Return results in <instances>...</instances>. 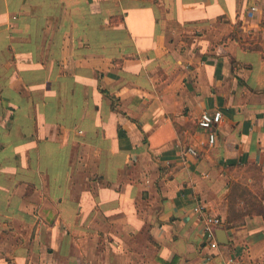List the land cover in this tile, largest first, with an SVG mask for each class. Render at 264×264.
I'll return each mask as SVG.
<instances>
[{"label":"crops","instance_id":"crops-1","mask_svg":"<svg viewBox=\"0 0 264 264\" xmlns=\"http://www.w3.org/2000/svg\"><path fill=\"white\" fill-rule=\"evenodd\" d=\"M230 257L264 264V0H0V264Z\"/></svg>","mask_w":264,"mask_h":264},{"label":"built area","instance_id":"built-area-1","mask_svg":"<svg viewBox=\"0 0 264 264\" xmlns=\"http://www.w3.org/2000/svg\"><path fill=\"white\" fill-rule=\"evenodd\" d=\"M223 119V115L221 111L215 112H203L199 118L198 126L208 132L209 136V145H213L215 143L216 137L214 133V128L217 127ZM189 154L194 156L197 155L196 151L192 148H189L187 151ZM199 214L202 216V220L204 223V235L205 240L208 245L211 247H215L218 243L216 241V227L221 225V220L219 218L212 217L208 215L205 211H201L200 209H196ZM227 264H246L234 257H230L228 259Z\"/></svg>","mask_w":264,"mask_h":264},{"label":"water","instance_id":"water-1","mask_svg":"<svg viewBox=\"0 0 264 264\" xmlns=\"http://www.w3.org/2000/svg\"><path fill=\"white\" fill-rule=\"evenodd\" d=\"M45 210H46V215H44V216H48V217L45 218V217L43 216V218H44L47 222H52L53 219L55 218V216L57 215V211H55V210L53 209V207H51L50 205H46ZM221 231H222L223 234H225V233H224V230L221 229ZM222 233H221V234H222ZM219 242L222 243V244H225V240H219Z\"/></svg>","mask_w":264,"mask_h":264},{"label":"rangeland","instance_id":"rangeland-1","mask_svg":"<svg viewBox=\"0 0 264 264\" xmlns=\"http://www.w3.org/2000/svg\"><path fill=\"white\" fill-rule=\"evenodd\" d=\"M240 187H239V189L236 190V192L237 193L244 192L247 195L248 193L246 192V188L242 190V188H240Z\"/></svg>","mask_w":264,"mask_h":264},{"label":"trees","instance_id":"trees-1","mask_svg":"<svg viewBox=\"0 0 264 264\" xmlns=\"http://www.w3.org/2000/svg\"><path fill=\"white\" fill-rule=\"evenodd\" d=\"M239 187L236 188V190L238 189ZM240 196H245V193L244 192H240L239 193Z\"/></svg>","mask_w":264,"mask_h":264}]
</instances>
